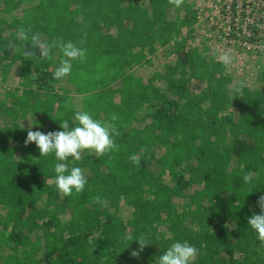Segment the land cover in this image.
<instances>
[{"label": "trees", "instance_id": "obj_1", "mask_svg": "<svg viewBox=\"0 0 264 264\" xmlns=\"http://www.w3.org/2000/svg\"><path fill=\"white\" fill-rule=\"evenodd\" d=\"M31 1L0 0V71L5 74L13 63H19L21 75H28L32 68L31 72L41 75L32 79L41 91L47 88L48 80L54 79L62 58L59 49H52L50 60L40 58L38 49L34 50L36 55L26 56L23 43L17 39L21 26L31 29L30 35L41 34L48 43L58 38L77 43L87 50L86 60H73L71 73L65 77L79 95L77 98L67 94L65 88L58 89L64 95L47 92L40 96L29 87L17 95L8 93L13 103L1 113L11 119V124L0 126L3 226L20 221L24 214L31 222L47 214L37 206L45 196L44 205L53 213L70 212L72 226L80 222L97 229L101 204L94 200L100 196L112 205L123 201L132 209L127 222L132 239H121L124 233L116 230L108 242L111 245L139 247L136 239L149 229L150 235L144 237L149 246L165 252L171 244L187 238L183 225L186 217L205 219L206 213V217H222L232 229L227 237L225 229H220L217 237L210 240L214 249H206L192 264H224L213 257L218 254L215 247L223 246L222 251L226 252L231 244L240 252L249 247H260L264 252L247 223L254 213H260L257 201L264 195V95L245 84L237 91L240 82L232 90V79L224 72V65L208 57V49L194 48L182 53V44L177 42L173 51L182 53V58L173 67L166 66L164 75L167 90L174 98L127 73L132 67L147 63V56L154 51L153 43L161 45L170 40L167 9L183 14L173 36L179 34L183 25L190 26L193 14L186 0L179 8L168 0H147L146 9L130 6L128 0H35L33 5L22 7L19 15L11 13L14 2ZM9 13L11 18L7 20ZM81 40L83 45L79 44ZM10 42L16 46L9 50ZM49 65L52 67L47 70ZM189 79L203 83L206 90L190 95L185 86ZM258 85L264 86V76ZM203 100H208L205 108L200 106ZM142 103L150 110L138 117ZM225 105L235 108L233 117L220 115ZM77 111H86L99 121L110 120L115 113L118 119L113 123L119 135L113 138L119 150L99 157L85 150L79 161L72 157L59 161L54 153L41 156L35 143L25 145L28 130L14 120L31 117V130L47 134L63 131V120H68L70 127L75 126ZM140 118H147L149 124L132 128L131 123ZM132 155H136L138 163L129 159ZM56 163H66L69 169L86 167L87 184L82 192L73 190L72 195L63 196L57 190L51 182ZM154 167L160 174L167 170L168 181L155 175ZM175 167L187 173L176 174L172 171ZM248 173L253 174L252 179L245 183L243 176ZM174 196L188 199L184 205L188 209L181 207L177 212L180 204L170 202ZM161 226L169 236L164 241L156 233ZM61 232L57 229L44 235V257L40 262L88 264L84 237L64 238ZM12 234L11 239L18 238ZM35 254L34 248L24 251L20 264H35Z\"/></svg>", "mask_w": 264, "mask_h": 264}, {"label": "rangeland", "instance_id": "obj_2", "mask_svg": "<svg viewBox=\"0 0 264 264\" xmlns=\"http://www.w3.org/2000/svg\"><path fill=\"white\" fill-rule=\"evenodd\" d=\"M34 2L36 1L32 0L31 2H24L22 4L14 2L11 5V13L14 12L16 15H19L21 13L22 7L33 5ZM128 4L133 7L146 9L147 0H128ZM1 10L2 9L0 8V17L2 15ZM11 13H9L8 16L6 15L7 20L11 18ZM182 17L183 14L181 12H175L173 9L166 10V20L167 23L170 22L171 29L170 33L168 34L170 37L167 36L169 37V39L172 38L173 33L177 30L178 20L180 21ZM126 24L127 23L125 22V25ZM171 31H173L172 34ZM153 44L154 51L152 54L147 56V63H144L140 67H132L127 71V73L131 77L140 78L143 84H145V82L150 83L154 88H156L160 92L165 93L169 98H174L167 90L166 79L164 77L165 67H173L175 63H177V61H179L180 59H178L179 57H174V55L172 56L173 53H177L166 47L165 42L161 45H158L157 43ZM208 57H211V59L214 60L212 51H208ZM51 67L52 66L49 65L47 70H49ZM252 67L253 66L251 64H248V69L246 68L244 72L248 74L250 70L252 71L253 68L255 69V66L253 68ZM31 70L32 68H29L28 75H21L22 69L20 68L19 63H13L5 72V74L0 71V126H9L11 124V119L7 118L5 115H3V113H1L2 110H6L13 103V98L9 96L8 93L10 95H17L23 90V88L29 87L31 90H33V92H38L40 96L44 95V93L47 92H56L59 95H64L65 93H63V91H58V89L65 88L69 91L67 94L73 95H71L72 98L79 97V95L75 94L74 89L67 84L65 78H63L62 80H48L47 88H43L42 91L40 89L37 90L36 84H33L32 79H38L39 76L41 77V75L33 73L31 72ZM42 71H44V68L42 69ZM256 72H258L259 74L253 81H251L252 77H247L246 73H244V75L242 74L243 76L241 77L234 76V74L228 73H226V75H228V77L232 79V90H235V85L237 83L243 81L245 86H248L252 90H258L264 95V86L258 85L260 79H262V77L264 76V72H262L260 69H257ZM154 74H158L159 78L152 77ZM185 77L188 78V75H186ZM151 79L152 82H150ZM187 81L188 82L185 86L189 94L192 96L198 95L200 92H204L206 90L203 83H200L194 79H189ZM207 103L208 100H203L200 104L201 108H205ZM142 104L143 105L141 106L140 111L137 115L138 117H144L145 113H148L150 110L148 105L144 103ZM234 113V107L232 108L229 105H225L220 112V115L225 117H233ZM30 118L31 117L19 119L17 117L14 120L26 130H29V127H31ZM148 124L149 121L147 118L143 120L140 118L136 122H132L131 126H133L132 128L135 129H141ZM224 130L225 133L228 134L227 126L224 127ZM81 169L85 174L87 171L86 167H82ZM153 171L156 172L155 175L161 177L163 182L168 181L167 170H164V172L160 174L159 169L157 167H154ZM172 171L176 174L187 173L186 170L182 169L181 167H175L172 169ZM44 202L45 196H42L37 206L39 208H44V210L47 211V214L39 217L34 222H31V220L29 221L28 215L24 214L20 217L21 222L11 221L4 227L2 224L4 214H2V211H0V264H20L23 261L24 251H31V248H34L36 251L35 264H45L43 262H40V260L44 257L43 237L46 234L57 232V229H62L61 234L64 238L72 235L84 237V239L86 240V245H88V250L85 253V255H87V259H89L88 264H103L105 262H107L108 264H155L156 257L164 253L163 251L161 252V249L159 251L158 247H150L148 245L144 248L143 252L140 253V257L136 259L131 257L130 253L133 250H138V246H122L121 244L111 245L108 243L112 236L115 235L116 230H118L120 233L122 230L124 235H128L131 232V228L128 227L127 222L131 218L132 209L123 201H116L113 205L107 201L105 204L101 205L99 213L100 226L97 229H91V225L81 224L80 222L77 225L72 226L69 220V211L60 214L53 213L51 208L44 205ZM170 202H176L175 204H180L179 207L177 206V212L181 210V207L184 210L188 209L184 206L185 203L188 202V199L186 198L174 196L172 197ZM203 216L205 217V219H202L198 216H191L190 219L186 217L183 220L184 229L187 230V238L183 242L186 241L190 245L196 247L198 249V255L203 254L206 249H214L213 243L210 240L217 237L220 229H225L226 237L229 235L232 229V227L229 225L230 223L224 221L222 217H213V215H209L206 217V213H203ZM106 217H108L109 220H107ZM49 222L51 223L48 224ZM43 223H47L48 225H44ZM106 223H108L107 226H105ZM64 227H67V230L63 231ZM12 232L16 234L18 238L11 239V236L13 235ZM150 233L151 231L147 229L146 233L142 236L146 238L150 235ZM156 233L160 241H164L167 237H169L162 226L157 229ZM201 234H204V236L201 237ZM25 243L28 244L27 247H25ZM104 244L105 246H103ZM101 246L103 247L101 248ZM223 248V246L215 247V251H217L218 254H213V257L222 260L224 264H264V252L260 247H249L241 252L237 251V248L233 244H231L229 247H226V252L222 251ZM116 256H118V258ZM228 259L233 260V262L229 263ZM195 261H193L192 263H194Z\"/></svg>", "mask_w": 264, "mask_h": 264}, {"label": "clouds", "instance_id": "obj_3", "mask_svg": "<svg viewBox=\"0 0 264 264\" xmlns=\"http://www.w3.org/2000/svg\"><path fill=\"white\" fill-rule=\"evenodd\" d=\"M169 4L179 8L183 0H168ZM31 29L25 30L24 27H20L17 30V39L23 43L25 49L24 54L26 56L36 55V49L39 50V57L42 59H52V49H59L62 54L59 66L53 73L55 80H62L71 73L72 61L79 59L81 63L86 60V49L78 46L77 43L72 41L65 42L62 38L53 40L48 43L42 40V36L39 33L31 34ZM86 35V34H85ZM84 41L79 42L83 45ZM30 45V47H29ZM14 42H10L7 48L10 50L15 47ZM231 50H224L216 59L221 62L225 68H229L232 65L233 57L230 54ZM244 87V82L241 81L237 87V91ZM118 119V116L111 114L110 120L99 121L93 119L91 114L86 111H77L74 116L75 126L70 127L68 120H63L60 124V128L63 131L48 132L44 134L40 131L33 132L31 127L27 132V138L25 145L35 143L41 156H47L50 153H54L55 158L59 161H66L69 157L74 158L75 161L81 159V153L88 150L94 153L97 157L118 151L119 146L114 141V136L119 135L116 125L113 123ZM146 150V149H142ZM131 161L138 163L136 155H132L129 158ZM55 178L51 181L57 188V190L63 196H70L75 190L76 193H80L84 190L87 184V179L84 171L79 167H71L69 169L66 163H56L54 167ZM252 173H248L243 176L245 183L250 182L252 179ZM95 203L105 204L106 200L100 196L95 197ZM257 205L260 209L259 214H253L248 218V226L257 234V240L260 241V246L264 248V195L260 196ZM121 239H132L131 236L122 235ZM139 245L138 250H133L130 255L133 258L138 259L140 253L144 248L148 246L146 239L141 236L136 239ZM198 255V249L188 242H175L171 244L167 250L156 257L155 264H192Z\"/></svg>", "mask_w": 264, "mask_h": 264}, {"label": "built area", "instance_id": "obj_4", "mask_svg": "<svg viewBox=\"0 0 264 264\" xmlns=\"http://www.w3.org/2000/svg\"><path fill=\"white\" fill-rule=\"evenodd\" d=\"M186 3L193 14L192 23L183 25L166 47L173 51L174 43H181L182 53L206 48L212 51L215 62H219L216 56L230 49L233 61L229 68L224 66L225 73L241 77L251 64L255 69L252 67L254 70L246 75L253 81L259 74L257 69L264 72V0H186ZM182 53L171 54L181 59Z\"/></svg>", "mask_w": 264, "mask_h": 264}, {"label": "crops", "instance_id": "obj_5", "mask_svg": "<svg viewBox=\"0 0 264 264\" xmlns=\"http://www.w3.org/2000/svg\"><path fill=\"white\" fill-rule=\"evenodd\" d=\"M166 46V45H165Z\"/></svg>", "mask_w": 264, "mask_h": 264}]
</instances>
